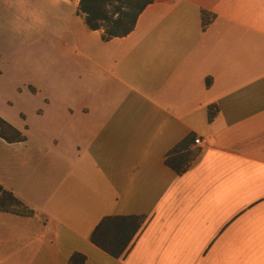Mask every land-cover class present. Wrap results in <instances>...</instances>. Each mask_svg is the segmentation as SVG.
I'll return each instance as SVG.
<instances>
[{"label":"crops","instance_id":"0c3cea01","mask_svg":"<svg viewBox=\"0 0 264 264\" xmlns=\"http://www.w3.org/2000/svg\"><path fill=\"white\" fill-rule=\"evenodd\" d=\"M81 22L56 35L74 67L34 141L0 114L25 136L0 138V191L33 211L0 210V264H264V0H156L111 40ZM190 134L200 155L177 175L165 157ZM130 215L147 221L124 257L91 243Z\"/></svg>","mask_w":264,"mask_h":264},{"label":"rangeland","instance_id":"374dc122","mask_svg":"<svg viewBox=\"0 0 264 264\" xmlns=\"http://www.w3.org/2000/svg\"><path fill=\"white\" fill-rule=\"evenodd\" d=\"M67 22L84 25L78 8L61 0H0V114L16 126L31 127V142L43 99L56 94L53 83H65L74 67L71 53L53 51L56 35L70 29ZM19 203L0 191V208L25 210Z\"/></svg>","mask_w":264,"mask_h":264},{"label":"trees","instance_id":"16d2710c","mask_svg":"<svg viewBox=\"0 0 264 264\" xmlns=\"http://www.w3.org/2000/svg\"><path fill=\"white\" fill-rule=\"evenodd\" d=\"M155 1L79 0V12L84 15L85 24L90 30H102L103 39L111 40L113 38H124L134 31L139 16ZM203 14L202 20L203 26H205L207 16L204 12ZM217 111V106L209 107V122L214 119ZM0 138L9 144L25 141V136L1 116ZM195 140V136L190 134L167 153L165 164L177 175L184 174L200 155V149L191 148ZM6 196L8 201L19 203L11 193L6 192ZM0 210L23 216L33 215V211L27 208L21 211L3 208H0ZM146 221V217L141 215L104 217L92 231L90 241L113 258L124 257L145 226ZM86 260V256L75 253L71 256L68 264H85Z\"/></svg>","mask_w":264,"mask_h":264},{"label":"built area","instance_id":"2783aa9c","mask_svg":"<svg viewBox=\"0 0 264 264\" xmlns=\"http://www.w3.org/2000/svg\"><path fill=\"white\" fill-rule=\"evenodd\" d=\"M194 145H196V146H201V145H202L201 140H200L199 138H197V139L195 140Z\"/></svg>","mask_w":264,"mask_h":264}]
</instances>
